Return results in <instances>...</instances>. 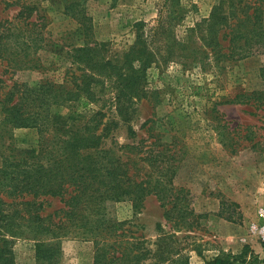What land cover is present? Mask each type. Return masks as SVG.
I'll return each instance as SVG.
<instances>
[{"label": "rangeland", "instance_id": "obj_1", "mask_svg": "<svg viewBox=\"0 0 264 264\" xmlns=\"http://www.w3.org/2000/svg\"><path fill=\"white\" fill-rule=\"evenodd\" d=\"M69 2L75 4L70 7L73 12L88 17L85 39L80 20L65 12ZM212 11L227 16L208 20ZM225 20L228 25L219 23ZM213 24L218 31H211ZM231 24L241 36L235 40L264 43V0H0V91L12 81L34 85L50 80L71 86L84 68L71 61L72 48L88 43L97 56L120 65L136 34L145 40L148 59L141 49L132 61L140 78L134 85L138 91L126 100L129 117L107 111L113 122L104 142L148 140V124L158 140L174 139L179 150L172 183L186 191L192 212L185 224L171 226L165 207L153 194L137 208L129 200L107 201V213L125 221L124 227L141 237L140 246L149 250L138 264H208L216 255H228L233 264H264V46L243 58L223 55ZM19 27L33 29L19 40L37 42L39 67L6 64L10 57L2 46L13 47L10 30ZM104 96L90 107L106 110L108 92ZM73 108L51 105L50 128L80 122L78 116L69 118ZM11 133L16 154L36 148L40 139L35 127H18ZM2 183L0 179V190L6 188ZM2 196L9 202L5 210H17L19 217L12 218L24 223L28 222L22 215L54 213L62 205L56 196ZM163 232L161 243L168 255L161 260L157 244ZM23 236L6 235L7 246L16 263L34 264V241ZM92 260L90 240L71 235L59 240L58 264Z\"/></svg>", "mask_w": 264, "mask_h": 264}, {"label": "trees", "instance_id": "obj_2", "mask_svg": "<svg viewBox=\"0 0 264 264\" xmlns=\"http://www.w3.org/2000/svg\"><path fill=\"white\" fill-rule=\"evenodd\" d=\"M73 5L69 2L65 12L80 20L85 39L89 28L84 20L88 17L82 12H73L70 9ZM257 8L260 6L254 9ZM215 16L220 20L227 15L212 11L208 20ZM223 21L219 23L228 25L226 20ZM162 23L159 21V26ZM214 25L211 31H218ZM232 26H228L230 38L226 52L221 51L223 55L231 57L237 54L231 58H243L264 46L262 42L235 40L240 35ZM16 29H9L13 34V47L2 46L10 57L6 64L18 68L39 67L40 60L35 56L37 42L19 40L25 32L30 33L33 29ZM135 41L120 65L118 60L97 56L96 49L88 43L72 48L68 54L71 61L84 68L78 82H72L71 86L50 80L34 85L12 81L6 90L0 91V179L6 186L0 190V264H18L7 246L9 240L6 235H26L23 237L34 241V264H58L59 240L69 235L92 242V264H138L147 257L149 250L140 246V243L143 245L141 237L124 227L125 221L116 220L107 213L109 200H129L137 208L147 195L153 194L165 207L164 216L171 226L185 224L192 209L188 206L186 191L172 183V165L179 150L174 139L158 140L150 132L153 127L148 124V140L141 137L132 143L104 142L109 123L113 122L107 111H113L124 119L129 117L126 100L132 99L133 93L138 91L134 85L140 78L137 73L139 67L132 64L135 55L144 49L143 56L147 59L149 56L148 48H144L146 42L139 34H136ZM213 43L219 44L215 39ZM139 44H142L141 48ZM137 60L141 65V59ZM105 92H108V108L90 107V103L105 99ZM59 104H71L74 108L69 118L78 116L80 122L73 124L67 121L63 128H50L47 123L49 108ZM18 127L37 129L40 139L36 148H29L22 154L12 151L11 131ZM27 194L32 197L56 196L61 198L62 205L54 213L22 215L21 219L28 223L14 220L12 217L17 210L7 212L5 205L9 202L2 195L22 197ZM25 231L29 234H23ZM165 236V232L158 236L161 260L168 255V250L161 243ZM139 246L140 250L133 251ZM207 263L233 264V260L228 255H216Z\"/></svg>", "mask_w": 264, "mask_h": 264}]
</instances>
